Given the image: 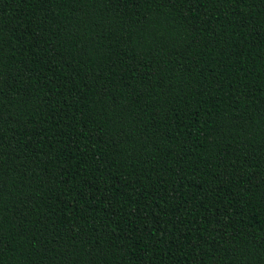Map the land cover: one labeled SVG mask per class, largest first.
Segmentation results:
<instances>
[{
	"label": "trees",
	"instance_id": "obj_1",
	"mask_svg": "<svg viewBox=\"0 0 264 264\" xmlns=\"http://www.w3.org/2000/svg\"><path fill=\"white\" fill-rule=\"evenodd\" d=\"M0 264H264V0H0Z\"/></svg>",
	"mask_w": 264,
	"mask_h": 264
}]
</instances>
